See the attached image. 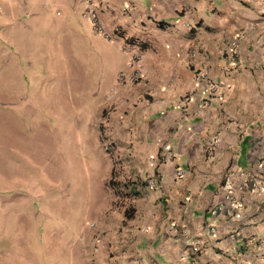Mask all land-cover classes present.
<instances>
[{"label":"crops","instance_id":"0c3cea01","mask_svg":"<svg viewBox=\"0 0 264 264\" xmlns=\"http://www.w3.org/2000/svg\"><path fill=\"white\" fill-rule=\"evenodd\" d=\"M53 1L69 5L65 24L93 11L140 75L107 96L125 203L80 237L81 264H264V0ZM30 5L48 4L0 0V23ZM17 35L0 24L9 54Z\"/></svg>","mask_w":264,"mask_h":264},{"label":"rangeland","instance_id":"374dc122","mask_svg":"<svg viewBox=\"0 0 264 264\" xmlns=\"http://www.w3.org/2000/svg\"><path fill=\"white\" fill-rule=\"evenodd\" d=\"M43 1L0 23L18 34L10 54L0 37V264H81L80 237L125 203L104 107L132 56Z\"/></svg>","mask_w":264,"mask_h":264},{"label":"built area","instance_id":"2783aa9c","mask_svg":"<svg viewBox=\"0 0 264 264\" xmlns=\"http://www.w3.org/2000/svg\"><path fill=\"white\" fill-rule=\"evenodd\" d=\"M88 15L90 16V19L92 21V26H93L94 32L96 34H101L106 39H109L110 37H109L108 34H106L104 32L102 23L99 20L98 16L91 10L88 11ZM236 47H237V43L233 42L232 46H231V49H232V53L231 54H232V56L236 53ZM136 57H135V59H137ZM196 79H197V81L206 84L212 92H215L218 89H220V85L219 84L209 82V78H208L206 73H198ZM138 80H140V75H139V73L137 71H134V70L131 71L127 75L120 74L118 76V82L119 83H124V82H126V83H135ZM187 100H188V97L185 96L182 99V104L185 105L187 103ZM202 106H204V104H202ZM183 174L184 173H183L182 170H176V177L178 179L181 178L183 176ZM148 185H149L150 188L156 187V184H155L153 179L149 180ZM223 191L225 193V195H224L225 201L228 202L230 204V206L236 211L234 216L235 217H239V215H240L239 211L241 210L242 205H241V203L238 200H235L233 198V196H232V187H231L229 181L225 182V184L223 186ZM91 227H92V225H91ZM87 264H93V263L92 262H88Z\"/></svg>","mask_w":264,"mask_h":264},{"label":"trees","instance_id":"16d2710c","mask_svg":"<svg viewBox=\"0 0 264 264\" xmlns=\"http://www.w3.org/2000/svg\"><path fill=\"white\" fill-rule=\"evenodd\" d=\"M134 42H135L134 40H131V39L129 40V43H134Z\"/></svg>","mask_w":264,"mask_h":264}]
</instances>
